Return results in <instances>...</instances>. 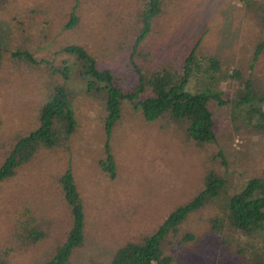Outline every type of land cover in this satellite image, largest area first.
Masks as SVG:
<instances>
[{
	"label": "rangeland",
	"instance_id": "obj_1",
	"mask_svg": "<svg viewBox=\"0 0 264 264\" xmlns=\"http://www.w3.org/2000/svg\"><path fill=\"white\" fill-rule=\"evenodd\" d=\"M144 2H0V162L17 136L37 127L53 83L69 92L77 122L67 143L41 147L0 184V257L9 264H45L66 240L72 216L60 178L67 171L73 173L86 224L85 245L75 251L72 264H110L117 250L155 233L178 207L195 199L211 171L226 178L225 188L169 235L165 252L174 264H255L251 254L264 236L255 241L240 234L227 217L230 199L252 179L264 178V131L254 130L248 110L213 103L216 141L211 144L194 141L177 124L148 123L131 102L108 132L78 62L61 52L68 45L83 46L131 89L137 76L129 57L143 28ZM163 2V14L135 52V64L154 70L168 61L181 62L198 46L197 56L216 57L225 68L241 70L244 81L250 79L255 91L264 92V52L255 61V48L264 41V0ZM75 17L78 23L69 27ZM18 50L44 63L35 67L14 59ZM64 62L71 68L67 78L56 73ZM241 83L230 79L220 90L236 99ZM108 158L115 162L114 177L101 165ZM32 217L46 237L24 244L23 226L29 229Z\"/></svg>",
	"mask_w": 264,
	"mask_h": 264
},
{
	"label": "trees",
	"instance_id": "obj_2",
	"mask_svg": "<svg viewBox=\"0 0 264 264\" xmlns=\"http://www.w3.org/2000/svg\"><path fill=\"white\" fill-rule=\"evenodd\" d=\"M163 6V0H145V9L140 12L143 28L133 42L135 49L131 50L132 55L129 57L137 76V82L131 89H128L122 78L111 68L100 66L97 57L83 46L68 45L61 49L63 54L74 57L78 62L87 93L90 98L98 101L102 110V121L106 130L112 131L122 118L124 104L131 102L135 110L143 112L148 123H174L184 127L187 136L194 141L211 144L216 141L212 105L218 102L219 105L232 104L233 108L244 107L253 118L252 121H255L254 130L264 131V92L255 91L250 79L244 81L241 70L225 68L216 57L201 54L197 56L198 46H195L189 56L186 53L181 62L168 61L154 70H144L139 64H135V52L147 38L153 20L163 14ZM262 21L264 25V16ZM76 23L78 18L75 17L69 27ZM262 52L264 41L255 48V61ZM12 56L35 67L44 63L26 51L18 50ZM1 59L0 54V66ZM70 70L67 62H64L61 69H56V73L67 78ZM230 79L242 81V88L233 97L236 99L228 98L220 90L223 82ZM69 97L70 94L64 86L58 83L50 86L36 121L37 127L17 136L13 148L0 162V184L13 178L24 165L30 163L41 147H62L75 134L77 122ZM254 103L256 107H253ZM219 156L223 158L222 153ZM101 165L106 173L113 177L116 175L112 158H108ZM225 183L226 178L223 175L211 171L205 179V188L195 199L178 207L155 233L141 242H130L117 250L110 264H174V258L165 252L167 238L172 232H177V228L189 214L201 210L217 199L225 188ZM60 184L64 199L71 209L72 225L66 240L45 264H72L71 258L75 251L85 245V215L73 173H64ZM227 211L228 221L234 230L254 237L255 241L258 237H263L264 178L249 181L241 193L230 199ZM33 222L35 219L32 217L29 229L23 226L22 238H27L24 244H36L46 237ZM18 227L19 225L16 226L17 230ZM185 240L192 242L194 237L186 236ZM259 242L257 251L260 253L251 254V258L255 264H264V241ZM0 264L9 262L0 257Z\"/></svg>",
	"mask_w": 264,
	"mask_h": 264
}]
</instances>
